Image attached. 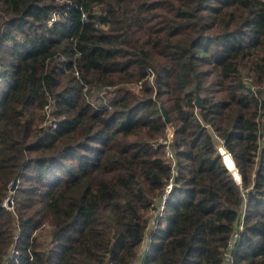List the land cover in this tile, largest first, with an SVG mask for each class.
<instances>
[{
	"label": "trees",
	"instance_id": "1",
	"mask_svg": "<svg viewBox=\"0 0 264 264\" xmlns=\"http://www.w3.org/2000/svg\"><path fill=\"white\" fill-rule=\"evenodd\" d=\"M244 196L264 264V0H0V264H224Z\"/></svg>",
	"mask_w": 264,
	"mask_h": 264
},
{
	"label": "built area",
	"instance_id": "2",
	"mask_svg": "<svg viewBox=\"0 0 264 264\" xmlns=\"http://www.w3.org/2000/svg\"><path fill=\"white\" fill-rule=\"evenodd\" d=\"M102 94V93H101ZM44 111L46 114V120H45V124L47 127L51 128V130H55L57 128V124L54 121V119L50 116V107L49 106H45L44 107ZM172 136H173V132L171 129H167L165 136H163L162 138H160L156 143L152 144V148L156 149L159 146L164 148V157L167 163L170 164L171 166V175L166 183V186L164 188V192H163V196L161 198V204L159 209L162 211L165 208V205L167 203L168 200V196L172 191V188L174 186V180L176 178V176L178 175V172L176 170V160H175V154H174V149L171 146V141H172ZM212 136L214 138V140L216 141V144H219L222 149L224 150L225 153H227L230 157V153L224 148L223 146V140H220L214 133H212ZM234 171L237 174L239 180L236 182L238 184V186L242 189V185H241V181H240V176L238 173V170L236 167H234ZM8 200L5 202V206L7 205ZM247 203V198L246 196H244V207L242 210V214H241V218L239 219V221L237 222V224L234 227L233 232L231 233V237L228 241V246H227V251L224 254V264H231L232 263V252L235 249V245L238 243L239 241V237H240V233L243 231L244 229V214H245V206Z\"/></svg>",
	"mask_w": 264,
	"mask_h": 264
},
{
	"label": "rangeland",
	"instance_id": "3",
	"mask_svg": "<svg viewBox=\"0 0 264 264\" xmlns=\"http://www.w3.org/2000/svg\"><path fill=\"white\" fill-rule=\"evenodd\" d=\"M215 149L221 155L223 165L228 169V171L230 172V174L233 177V179L235 180V182H237L239 180V178L234 171L235 165L232 161V158L227 153L224 152V150L222 149V147L219 144L215 143ZM151 227L153 228V226H151Z\"/></svg>",
	"mask_w": 264,
	"mask_h": 264
},
{
	"label": "water",
	"instance_id": "4",
	"mask_svg": "<svg viewBox=\"0 0 264 264\" xmlns=\"http://www.w3.org/2000/svg\"><path fill=\"white\" fill-rule=\"evenodd\" d=\"M195 105H196V107H199L200 106V98H199L198 95L196 96ZM161 113H162V116H163V119H164L165 123H168L169 122V117H168V114H167V112H166V110L164 108H161ZM16 183H17V179L14 180V182L12 184V187L10 188L11 191H14L15 190ZM10 203L11 202L8 201L7 202V205L9 206Z\"/></svg>",
	"mask_w": 264,
	"mask_h": 264
}]
</instances>
